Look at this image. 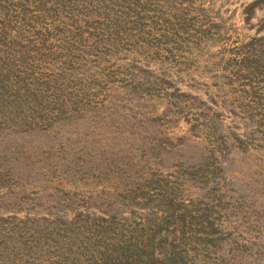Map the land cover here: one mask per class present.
<instances>
[{
  "label": "rangeland",
  "instance_id": "obj_1",
  "mask_svg": "<svg viewBox=\"0 0 264 264\" xmlns=\"http://www.w3.org/2000/svg\"><path fill=\"white\" fill-rule=\"evenodd\" d=\"M0 264H264V0H0Z\"/></svg>",
  "mask_w": 264,
  "mask_h": 264
}]
</instances>
